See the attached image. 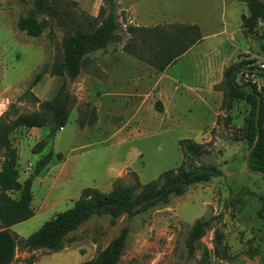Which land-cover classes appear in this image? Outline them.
<instances>
[{"label":"rangeland","instance_id":"obj_1","mask_svg":"<svg viewBox=\"0 0 264 264\" xmlns=\"http://www.w3.org/2000/svg\"><path fill=\"white\" fill-rule=\"evenodd\" d=\"M77 1L81 10L94 15L99 13L104 2ZM119 2L125 39L110 44L111 49L104 53L89 55L78 77L69 81L68 87L76 95L77 102L66 128L58 130L41 153H34L33 147L47 138V127L20 128L13 134L14 145L19 151L21 180L27 179L36 162L51 150L62 153L63 158L54 159L34 178L36 214L11 230L26 239L47 220L72 207L86 187L110 191L118 179L124 183H135L137 176L143 183L158 179L163 172L182 163L180 140L185 138L207 144L210 151L198 163L216 164L223 175L192 185L168 205L133 217L124 215L115 223L109 216H93L70 233L72 241L66 242L61 251L20 247L13 264H30L31 259L33 264H84L126 226L130 233L120 264H199L205 247L210 250V264H264V219L258 214L263 203L264 177L247 171L246 158L251 147L243 132L251 105L238 100L230 107L223 91L213 92L210 85L204 84L203 93H199L211 102L212 109L207 112L199 101L185 96L172 118L149 122L144 131L140 120L144 117L142 112L133 116L142 98L148 108L152 103L157 109L160 104L163 106L160 95L152 88L163 72L124 51L130 37L126 33L128 27L144 23L143 26H151L152 16L185 18L190 8L204 18L207 14L213 16V25L220 26L225 20V0H162L155 2L144 14L136 6L131 7L127 0ZM226 2L227 15L234 11L239 15L233 35L240 36L242 18L249 15L248 5L243 0ZM34 3L35 0H0V116L7 111L16 117L38 110L39 103L26 95V91L41 68L55 60L65 35L57 26L44 27L39 37H31L18 29L19 17L26 15ZM261 32L246 37L252 42V53L239 51L236 61L255 60L257 63L264 60ZM218 39L206 40L202 48L212 47ZM102 60L107 63L109 73L102 68ZM183 64L180 61L173 65L170 73L185 77ZM63 81L62 76L46 74L33 87V92L41 101L50 99ZM239 82L246 83L240 74ZM174 83L177 85L179 81ZM150 91L153 92L149 96ZM190 95L200 96L193 91ZM125 123L127 125L122 127ZM3 160L0 150V168ZM241 187L249 188V193L243 195L247 203L242 209L238 204H231L234 193ZM208 215L216 217L213 227L206 231L194 257L189 259L185 244L189 231L198 219ZM216 228L225 233L224 244L228 246L230 258L216 255Z\"/></svg>","mask_w":264,"mask_h":264},{"label":"trees","instance_id":"obj_2","mask_svg":"<svg viewBox=\"0 0 264 264\" xmlns=\"http://www.w3.org/2000/svg\"><path fill=\"white\" fill-rule=\"evenodd\" d=\"M243 1L249 8V15L242 18L243 34L248 37L261 30L260 45L264 51V24L259 27V22H264V1ZM120 8L119 0H104L99 13L94 15L81 10L77 0H35L34 7L17 21L18 29L31 37H39L46 26H57L64 30L65 35L55 54V60L41 68L26 91V95L39 103L38 110L21 113L16 117H12L7 111L0 116V150L4 156L0 168V264H12L20 247L61 251L66 242L72 241L70 233L93 216H109L115 223L124 215L133 217L158 206L168 205L174 197L183 195L192 185L210 182L223 175V171L216 164L198 163L210 151L207 144L185 138L180 140L184 155L182 163L177 168L163 172L158 179L146 183L141 182L139 176L135 183H124L118 179L110 191H103L99 187H86L72 207L47 220L26 239L11 230L14 225L27 221L36 214L33 206L34 178L40 176L54 159L63 158L62 153L51 150L36 162L33 173L27 179L21 180L19 151L14 145L13 134L20 128L47 127V138L33 147L34 153H41L46 149L49 139L67 125L77 102L76 95L68 87L69 81L78 77L90 54L105 50L110 44L125 39ZM126 33L130 37L125 42L124 50L160 72L202 39V32L197 24L153 27L133 24ZM253 63L256 61L240 59L233 62L224 69L223 80L214 88L224 92L225 102L230 107L238 100H245L251 105L243 126L244 138L252 147L260 131V140L251 154V169L264 173V94L256 86L239 82L240 72L254 70ZM46 74L62 76L64 81L54 97L41 101L33 92V87ZM258 95L262 96V102L257 121ZM246 193H249V188L241 187L234 193L231 204H238L242 209L247 203L243 196ZM16 194L19 196H15ZM261 198L263 203L258 214L264 219V196ZM215 219V216L208 215L198 219L192 226L185 241L189 259L194 257L203 236L213 227ZM129 233V227H123L104 249L84 264H120ZM224 239L225 233L216 228V255L227 259L230 254ZM209 255L210 250L205 247L199 264H210ZM29 262L34 263L32 259Z\"/></svg>","mask_w":264,"mask_h":264},{"label":"crops","instance_id":"obj_3","mask_svg":"<svg viewBox=\"0 0 264 264\" xmlns=\"http://www.w3.org/2000/svg\"><path fill=\"white\" fill-rule=\"evenodd\" d=\"M127 2L129 5L131 4V7L136 6L139 9L140 13L144 14L149 8L152 9V6L155 2L160 3L162 2V0H134L133 3L132 0H127ZM187 5L190 8V4ZM225 5V20L222 21L220 26L213 25L215 22L213 16L206 13L207 18H204L202 15H199L198 13L192 11L191 8L190 10H188L189 16L185 18L175 17L169 19L164 17L158 18L156 16H152L151 20L154 21L153 25L149 26L146 24L147 27H153L164 23L197 24L202 32V39H200V41H198L194 46H192L172 65L162 71L163 73L161 77L158 81H156V84L152 87L153 91H157L160 95V99L163 102V106L160 104V107L157 109L152 103L150 105V108H148L145 106L146 104H144L145 99L142 98L141 101L138 103L137 108L133 110V116H138L139 112H142V116H144L140 117V120L142 122V131L145 130L144 127L149 122H163L169 118H172L176 110L180 107V104L185 100V96L191 97L203 104L205 108L204 111L206 112L207 110L212 109L210 100L205 98L204 95L200 94L203 93L201 92V89H204V84L210 85L211 91L221 93L222 91H217L214 86L223 80L224 69L236 61V53H238L239 51H243L244 53H252V42L251 40H249L250 38H246V36L243 34V31L241 32L240 36L233 35L236 31V25L238 24L237 19L239 15L238 13H236V11H234L230 14V16H228V5L226 0ZM231 5L233 6L232 3ZM236 5L235 7H238ZM206 12L210 11L206 10ZM134 25L143 26L145 25V23L143 25ZM212 38L219 39L215 41L212 47L206 49L202 48L203 43L206 40ZM107 49H111L110 45L105 50H98L90 55H96L99 52L104 53L107 51ZM180 61H183L184 63L183 72H185V77L170 73V68ZM103 62L105 61L102 60V63ZM99 65H101V63H99ZM102 68L105 71H108L109 73L107 63H103ZM174 81H179V84L175 85ZM153 91H150L147 95L150 96ZM192 91L196 92V94H199L200 96H191L190 93H192ZM126 125L127 123H125L122 127ZM37 128L41 129L40 127H33L32 129ZM65 128L66 126L60 130H64ZM83 130H86V128H84ZM63 170L64 169H62L61 173H63Z\"/></svg>","mask_w":264,"mask_h":264},{"label":"built area","instance_id":"obj_4","mask_svg":"<svg viewBox=\"0 0 264 264\" xmlns=\"http://www.w3.org/2000/svg\"><path fill=\"white\" fill-rule=\"evenodd\" d=\"M263 24L264 22L260 21L259 27ZM252 66H254V70L240 72V75L246 83L256 86L257 89L264 94V60L262 62L253 63Z\"/></svg>","mask_w":264,"mask_h":264},{"label":"water","instance_id":"obj_5","mask_svg":"<svg viewBox=\"0 0 264 264\" xmlns=\"http://www.w3.org/2000/svg\"><path fill=\"white\" fill-rule=\"evenodd\" d=\"M262 1H264V0H262ZM258 100H259V104H258V111H257V116H256V120L257 121H258L260 106H261V102H262V96L261 95H258ZM259 140H260V131H258L256 141H255V143L253 144V146L251 147V149L249 150V152L247 154V158H246V168H247V171L248 172H250V173H252L254 175H257V176L264 177V173L257 172L255 170L251 169V154H252L254 148L256 147L257 143L259 142Z\"/></svg>","mask_w":264,"mask_h":264}]
</instances>
